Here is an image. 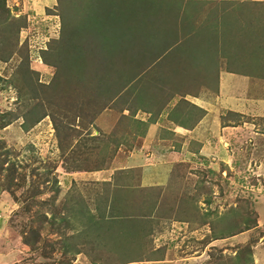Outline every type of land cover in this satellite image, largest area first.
<instances>
[{
    "label": "rangeland",
    "instance_id": "374dc122",
    "mask_svg": "<svg viewBox=\"0 0 264 264\" xmlns=\"http://www.w3.org/2000/svg\"><path fill=\"white\" fill-rule=\"evenodd\" d=\"M197 1L180 3L175 14L178 23L164 25L168 27L167 32L149 31L139 38L141 41L129 42L133 45L127 41L121 46L118 44V66L126 63V57L134 55L129 65L140 67L141 62L153 59L169 38L175 34L181 37L191 30L201 42L198 45L197 39L188 38L181 43L184 49L192 45V52L197 55L202 50L200 46L209 49L216 34L213 29L208 31L202 26L209 24L204 19L211 22V16L203 17L205 7H200L201 12L197 13ZM228 2L223 12L224 24L226 19L231 23L228 18L231 17L234 27L230 31L238 35L231 36L229 44L220 35L226 44L224 52L232 56L229 63L236 55L239 62L252 57L250 62L258 68L256 73L264 77V0ZM217 3L222 8L225 5L218 0ZM5 4L9 17L17 21L7 20L11 24L9 40L1 43L2 48L14 46V52L7 60H0V116L3 115V122L8 121L0 128V161H6L4 167L12 164L0 170V264H70L77 250L85 254L86 264H144L143 261L161 258L165 248L172 250L168 258L183 252L186 253L182 255H191L203 251L204 264H213L219 255L220 261L227 260L221 264L237 263L235 255L245 253L250 259L248 264H253V247L260 235L264 240V230L250 231L258 217L264 218L258 203L259 196H264V118L247 116L252 123L238 130L237 136H242L235 142L229 164L219 163L212 168L204 163L190 168L180 165L165 185L163 195L160 189H150L156 197L139 209L144 211L143 216H147L145 211L150 212L147 217H155L152 220L140 217L141 220L127 222L128 226L124 227V221L109 226L105 221L88 220L86 215L90 211L97 218L103 216L101 210L106 208V197L112 194L116 207L138 214L137 202L134 209L133 204H123L124 197L128 198L129 194L135 197L141 191L135 187L138 186L137 172L115 174L108 183L88 177L74 182L68 173L100 166L114 146L129 141L124 131L129 134V130H140V124L131 120L138 108V115L146 110L155 116L160 108L157 105L167 93L182 92L186 88L192 92L196 88L192 77L200 72L193 73L191 62L180 59L182 48L177 46L148 64L144 73L131 75L125 84H120L117 97L111 98L112 76L119 67L110 62L106 74H95L85 84L78 80L75 70L67 74L64 67L60 68L56 53L49 57L50 54L40 50L46 47L51 50L54 39L59 37L56 0H5ZM209 7L212 11L214 5ZM217 8L216 13L221 10ZM205 14L208 15L207 11ZM18 23L21 26L17 29ZM2 24L6 21H0ZM240 26L244 29L238 33L234 28ZM251 31L255 38H251ZM137 32L140 35L141 29ZM102 37L95 44L99 48L113 42L107 36ZM256 48L258 52L251 55ZM183 54L187 57V52ZM43 55L50 62L44 63ZM209 61L202 58L200 68H208ZM171 62L179 76L173 75ZM231 66L241 68L240 63ZM124 108L128 110L123 111ZM101 126L107 130L101 132ZM31 184H37L34 193ZM109 187L113 193L108 194ZM61 189H67L66 195L72 194L65 199ZM75 194L86 201L88 211L84 209L83 215L79 204L74 206L78 200ZM232 236L239 242L228 246L229 240L225 244L224 239ZM12 250L17 253L15 257L8 255Z\"/></svg>",
    "mask_w": 264,
    "mask_h": 264
},
{
    "label": "crops",
    "instance_id": "0c3cea01",
    "mask_svg": "<svg viewBox=\"0 0 264 264\" xmlns=\"http://www.w3.org/2000/svg\"><path fill=\"white\" fill-rule=\"evenodd\" d=\"M204 27H207V23H204ZM206 30L209 29L206 28ZM220 35L221 32H217L216 40L210 41L209 49L208 47L203 48V52L199 49L198 54L200 56L193 52L194 59L200 60L195 59L191 71L193 73L200 72V75L192 77L193 81L196 82V88L192 92L167 93L164 96L166 97L164 101L157 105V108L159 106L160 108H155L157 109L155 116L146 110H142L141 115H138V108L131 115V120L140 124V130L135 132L129 130V134L124 131V135H127V138L129 137L127 143L120 142L114 146L107 159L97 168L68 173L70 174V181L76 182L78 179L88 177L94 178L95 181L108 183L115 174L120 176L123 171L131 172L135 170L137 172L135 179L138 182V186L135 187L140 188L142 192L140 191L135 197L131 194L128 195V198L124 197L126 203L123 202V204H133L134 209V203L137 202L136 206L139 209V206H148L156 197V193L150 191V189L159 188L160 195L164 194V191H166L165 185L170 177L174 176V171L180 169V165L190 168V165L204 163L209 168L219 163L229 164L232 161L231 153L232 149L235 148V142L240 140L242 136H237L238 130L245 124L252 123L251 120L247 119V116L264 118V78L256 74L239 72L236 70L238 67L233 68L231 64L240 63V65H243L247 59L239 62L235 53L236 56L230 64L229 60H232V56H228L224 52L226 44L225 41L223 44ZM233 37H236V35ZM199 42H197L198 45ZM200 47L202 48V46ZM214 49L218 51L217 54H213ZM202 53L204 54L202 55ZM202 58H206V61L210 60L207 63V65H210L208 68H200L201 64L199 62ZM257 69L255 68V71ZM125 110H128V108L123 109V111ZM125 113L122 112V115L126 116ZM100 130L105 132L107 129L105 127L103 129L101 126ZM95 132L98 133L97 130ZM180 172L183 173V171ZM112 189V187L108 188V194L113 193ZM66 190H60V193L63 192L65 199L72 194L66 195ZM75 195L78 200L74 202V206L83 202L80 196ZM106 199V208L101 210L104 220L109 219V205L112 204L116 207L113 194L111 197H106ZM160 199L162 197L158 200L160 201ZM258 203L259 206L261 204L260 209L264 213L263 194L259 196ZM124 210L126 211V209ZM140 211L142 209H139L138 215L134 211L127 210V214H130L128 219L138 221L142 217H146V219L155 218L151 215L147 217L150 212L145 211L147 216H143L144 211ZM136 216H138V219ZM260 217L257 218L256 225L250 231L257 228L261 231L264 230V218ZM130 221H124L125 223L122 226L124 227L125 224L128 226L127 222ZM105 223L109 226L119 224L115 221H105ZM260 237L258 243L253 247V264H264V240H262L261 235ZM234 238L237 237L226 238L227 240L224 239V242L229 240L227 245L232 246L239 242L237 239L234 241ZM13 251L9 252L8 255L15 257L17 253L15 251L13 253ZM171 251V249L165 248L161 258L143 262L144 264H204L206 260L203 257L205 253L203 251L191 255H182L186 253L183 252L178 257L168 258ZM84 255L83 252L76 253L70 264H86Z\"/></svg>",
    "mask_w": 264,
    "mask_h": 264
},
{
    "label": "trees",
    "instance_id": "16d2710c",
    "mask_svg": "<svg viewBox=\"0 0 264 264\" xmlns=\"http://www.w3.org/2000/svg\"><path fill=\"white\" fill-rule=\"evenodd\" d=\"M187 1L191 2L192 0H56V5L58 4L59 6V11L56 14L60 17L59 37L54 39L55 40L54 47L51 49L53 51L49 50L47 47L45 49H40V50L42 51L43 54L45 52L50 54L51 56L49 57H52L53 53H56L57 56L56 59L58 60L59 66H61L60 68L64 67V70H66L67 74H69V71L73 73V71L75 70L78 73V80H80L81 82L84 81L85 84H87L92 79H94L95 74L98 73L102 75L106 74L107 73L106 70L111 65L110 62L115 67H119L116 70L117 71L116 75L112 76V81L114 82V84L110 94L111 98H116L117 95L120 93L119 92L120 84H125L128 78L131 77V75L136 77L141 73H144L147 69L148 64L152 63L153 61L155 62V60L157 61L158 59H160L161 54L166 56L167 54H169L170 50L174 49L177 46L182 48L181 49L182 54L180 56V59L184 60L185 58L187 61L191 62L192 66L194 65L193 63L194 57L191 49L192 45L189 49H184L185 46L181 45V43L186 42L188 38H190V41L191 40L194 41L197 39V42H199L198 37H196L195 39V36L192 34V30L183 33L181 37L180 35L175 34V36L172 39L169 38V40H167L166 44L155 55V57L150 61L148 60L145 61V63L141 62L140 67L129 65V60H131V58H133L134 55H130V57L125 56L126 57L125 64H122L120 66H118L117 64V62L119 61L117 58L119 51L116 48L118 44L121 46L122 43H124V41H127L128 44H131L129 43L131 41L135 43L141 41V39L139 38L140 37L143 38L145 36V33L149 31L153 32L158 30L159 32H167L168 27L164 25L171 23H178V19H175L176 18L175 14L176 12H179L180 3L184 4ZM210 1L211 0H208L207 2L203 0H198L196 2L197 5L199 6L197 8V13L201 12L200 7H205L203 17L211 16L209 18L211 19V22L208 20L206 21L204 19V22L209 23L207 24L206 28L210 30L213 29V31H215V34H217V32H221L227 44H229V42H231L230 37L234 36L232 35V33H234L235 31L234 32L230 31L233 29L232 27H234V25L231 17H228L231 19V23L228 22L226 19L225 20L226 24H224L225 17L223 12L226 11V7H228L230 3L228 2V0H225V2H222L223 0H218L220 1V4L225 3V5L222 4L224 5L222 8L221 5L219 6L217 5L218 4L217 0L215 2H212V4L210 3ZM193 3L194 1L192 2V4ZM208 5L209 6L214 5L213 10L211 11L213 14L212 13L209 14V12H207L208 15L205 14L206 11L211 10ZM216 7L221 8V10H219L217 13L214 12V10H216ZM9 19L12 22L17 21L16 18L14 19L12 17L11 18L9 17V11H8V7L5 4V0H0V21L2 22L6 21L5 25L2 24V26H0V60L2 61L7 60V58H9L10 55L14 52V49L12 48L14 46H11L9 48H2L1 46L2 45L1 43L8 42L9 40L8 35L10 34V30H11L10 27L11 24L7 23V20ZM231 24L232 26H230ZM20 26L21 25H19L18 23L17 29ZM140 29L141 32L139 35L137 31H140ZM234 29L236 30V32L239 33L243 31L244 27L240 26V28L235 27ZM142 31H144V33ZM169 31H171V29ZM230 32L231 34H229ZM250 35L251 38L256 37V35H253L252 31ZM102 36H107L109 39H111L110 41L113 42L108 46H105L104 48H99L95 44L100 37L104 38ZM83 40H85V42H83ZM199 40L201 41V38ZM211 40L215 41L216 36H213ZM129 48H132V46H129ZM203 48L206 49L204 45H202V49ZM258 50L259 49L257 48L253 49V51H251V55L252 54L255 55L258 52ZM203 51L204 50H202V52ZM183 52L184 53L187 52V57H184ZM212 52L213 54H217L218 51L214 49V51ZM43 57L44 59L42 61L44 63L47 64V62H50L46 60L45 55H43ZM251 60L252 57H250L249 59L247 58L245 64L241 65V68L238 67V69L236 70L239 72H247L250 73L251 75L256 74L257 76L261 77L262 74H260L259 72L256 73L257 71H255V68L257 67L255 63L251 64L250 62ZM51 64H52V60H51ZM120 67L126 69V71L124 72ZM170 68H172L174 72L173 75L179 76L178 73L179 71L178 69H174L176 67L172 64V62ZM118 76H120L121 79L118 80L117 79ZM189 91L190 88H186L185 90L182 91V93H187ZM2 117L3 115L0 116V128H3L8 124V121L3 122ZM5 162L6 161H4V159L0 161V170L12 166L11 164V166L7 167V165H5L6 167H4L3 165L5 164ZM73 172L75 171H71V173ZM9 177H10V181H12L13 179L12 175H10ZM54 181L55 180H53V182ZM31 185L35 189L32 192L34 193L37 190V184L36 185L31 184ZM111 205L112 204L109 205V212H108L109 219H105L104 221H115V222L130 221L128 219V215L130 214H127V212L124 209H119L118 207ZM78 208L80 210L81 215H83L84 209L85 210L88 209L84 201L78 205ZM86 216L87 219L91 221L92 220L103 221L102 220L103 217L97 218L94 216L92 212H88ZM211 239H216V237H213ZM75 253H79V251L77 250L75 251ZM219 257L220 255L215 258L213 264H221V262L222 263L227 262L226 259L220 261ZM150 260H156V259H150ZM235 260L237 261V263L239 261L240 262L239 264H248V262L250 261L249 257L247 258L245 253L235 255ZM210 263L206 262V264H210ZM237 263H232V264H237Z\"/></svg>",
    "mask_w": 264,
    "mask_h": 264
}]
</instances>
